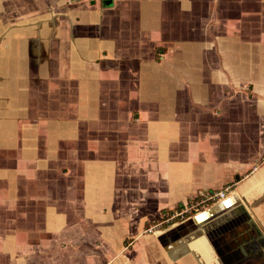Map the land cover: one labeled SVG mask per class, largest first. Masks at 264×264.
Instances as JSON below:
<instances>
[{
	"label": "crops",
	"instance_id": "1",
	"mask_svg": "<svg viewBox=\"0 0 264 264\" xmlns=\"http://www.w3.org/2000/svg\"><path fill=\"white\" fill-rule=\"evenodd\" d=\"M263 106L264 0H0V264H264Z\"/></svg>",
	"mask_w": 264,
	"mask_h": 264
},
{
	"label": "built area",
	"instance_id": "2",
	"mask_svg": "<svg viewBox=\"0 0 264 264\" xmlns=\"http://www.w3.org/2000/svg\"><path fill=\"white\" fill-rule=\"evenodd\" d=\"M77 1H91V0H77ZM228 194V188L221 189L217 191L216 193H208L205 195L204 198L200 199V201L196 202L192 206H185L181 210L174 211L171 215L167 217V221L169 219H174L176 217L181 216V220L186 218L185 214L190 210L194 211L196 214L200 213L201 210H203L209 203H212L214 201H217L219 199H224ZM189 218V217H188Z\"/></svg>",
	"mask_w": 264,
	"mask_h": 264
},
{
	"label": "rangeland",
	"instance_id": "3",
	"mask_svg": "<svg viewBox=\"0 0 264 264\" xmlns=\"http://www.w3.org/2000/svg\"><path fill=\"white\" fill-rule=\"evenodd\" d=\"M263 109H264V106H263ZM195 215V212L194 211H188L186 214H185V216H188L189 218L190 217H193ZM164 216V219L165 218H167L169 215H163ZM196 217V216H195ZM153 220L152 221H150L151 223V228L147 225L146 226V228H145V230H143L142 231V234H150L151 232H153L154 230V228H158V227H160V222L158 221V219H155L154 217L152 218ZM160 220V219H159ZM172 221H175V223L176 222H179V221H181V216H179V217H176V218H174V219H169V221L168 222H172ZM165 224V223H164ZM166 224H167V221H166ZM150 228V229H149ZM152 229V231H150ZM50 248V250H52V251H54L55 250V248H54V246H50L49 247ZM58 249V248H57ZM47 251H45V253H46ZM40 253H43L42 251H40Z\"/></svg>",
	"mask_w": 264,
	"mask_h": 264
},
{
	"label": "water",
	"instance_id": "4",
	"mask_svg": "<svg viewBox=\"0 0 264 264\" xmlns=\"http://www.w3.org/2000/svg\"><path fill=\"white\" fill-rule=\"evenodd\" d=\"M197 216H198V215H197ZM197 216H196V217H197ZM188 220H191V218H189Z\"/></svg>",
	"mask_w": 264,
	"mask_h": 264
},
{
	"label": "bare ground",
	"instance_id": "5",
	"mask_svg": "<svg viewBox=\"0 0 264 264\" xmlns=\"http://www.w3.org/2000/svg\"><path fill=\"white\" fill-rule=\"evenodd\" d=\"M207 217V216H206Z\"/></svg>",
	"mask_w": 264,
	"mask_h": 264
}]
</instances>
